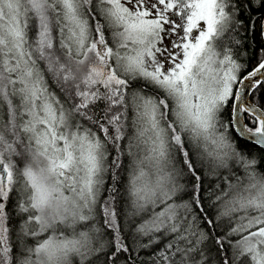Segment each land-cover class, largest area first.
I'll use <instances>...</instances> for the list:
<instances>
[{"label": "snow or ice", "instance_id": "snow-or-ice-1", "mask_svg": "<svg viewBox=\"0 0 264 264\" xmlns=\"http://www.w3.org/2000/svg\"><path fill=\"white\" fill-rule=\"evenodd\" d=\"M0 264H264V0H0Z\"/></svg>", "mask_w": 264, "mask_h": 264}]
</instances>
